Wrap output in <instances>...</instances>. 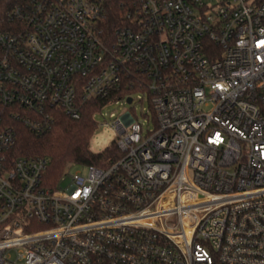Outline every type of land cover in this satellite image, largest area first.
<instances>
[{"label":"built area","instance_id":"1","mask_svg":"<svg viewBox=\"0 0 264 264\" xmlns=\"http://www.w3.org/2000/svg\"><path fill=\"white\" fill-rule=\"evenodd\" d=\"M107 10L22 0L0 27V264H264V0H129L113 30ZM137 87L147 127L111 120L110 165L52 181L14 154L18 123Z\"/></svg>","mask_w":264,"mask_h":264},{"label":"trees","instance_id":"2","mask_svg":"<svg viewBox=\"0 0 264 264\" xmlns=\"http://www.w3.org/2000/svg\"><path fill=\"white\" fill-rule=\"evenodd\" d=\"M22 0H0V27L10 29L12 24L7 19V12ZM108 10L105 28L113 30L125 18L129 0H105ZM131 93L141 89H128ZM122 92H126L123 90ZM105 99L94 98L88 102L80 118H72L62 111L56 113L55 121L50 130L44 134H36L24 124H17V141L14 147L16 156H40L48 160L47 176L57 181L66 165L73 162L79 165L108 166L120 155L115 142L100 152L90 147L91 138L98 127L95 118L104 105Z\"/></svg>","mask_w":264,"mask_h":264},{"label":"rangeland","instance_id":"3","mask_svg":"<svg viewBox=\"0 0 264 264\" xmlns=\"http://www.w3.org/2000/svg\"><path fill=\"white\" fill-rule=\"evenodd\" d=\"M134 97L135 101L132 104L124 100L113 101L103 106L96 113L95 118L98 121V127L94 132L90 142V147L94 152H100L115 142L116 133L111 126V120L120 116L127 110L132 111L134 114L138 113L140 115L141 121L144 122V127H147L148 121L146 117L142 116V113L148 109V100L146 97H144L143 92L141 91L136 92ZM141 97L144 98L141 99ZM150 123L152 124V122ZM88 169V165L74 164L71 167L72 171L81 170L84 173L87 172Z\"/></svg>","mask_w":264,"mask_h":264},{"label":"water","instance_id":"4","mask_svg":"<svg viewBox=\"0 0 264 264\" xmlns=\"http://www.w3.org/2000/svg\"><path fill=\"white\" fill-rule=\"evenodd\" d=\"M127 100H128V102H131V100H132V99H131V97H128V99H127Z\"/></svg>","mask_w":264,"mask_h":264}]
</instances>
